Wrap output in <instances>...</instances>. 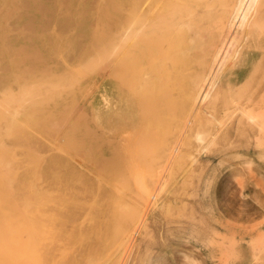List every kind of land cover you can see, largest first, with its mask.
Returning <instances> with one entry per match:
<instances>
[{
	"label": "rangeland",
	"instance_id": "rangeland-1",
	"mask_svg": "<svg viewBox=\"0 0 264 264\" xmlns=\"http://www.w3.org/2000/svg\"><path fill=\"white\" fill-rule=\"evenodd\" d=\"M232 1V14L229 12L225 27L214 40L216 57H211L198 80L195 96L180 99L184 107L175 109L174 116L185 114L174 117L176 121L167 126L169 132L174 131L163 135L170 140L166 149L162 140L146 143L153 145L162 159L160 166L155 164L151 175H158L149 176L150 180L155 177L154 182L149 180L151 187L142 199L133 193L135 185L130 191L113 189L125 177L115 176L104 183L100 178V167L123 153L126 140H133L139 130L135 107L125 106L116 91L111 52L103 58L95 46L98 16L107 1L0 0V45H4L0 46V108L7 107L3 109L12 116V125L19 126L12 127L8 137L2 127L9 118L0 119L1 142L10 149L5 148L3 154L13 160L4 161L11 167H7L10 173L18 171L13 174L14 183L35 179L37 188L54 199L63 196V210L55 212L66 233L53 240L52 248L58 255L71 245L67 264H264V0L251 5L249 0L242 4ZM97 55L102 56V63L93 64V69L87 60H95ZM11 58L41 78L40 84L58 86L56 94L33 105V111L41 114L34 111L32 116L48 118L45 124L40 123L42 127L20 115L29 105L16 98L33 80L28 75L14 80ZM84 62L90 67L79 64ZM84 66L92 69L88 72ZM15 99L19 101L16 105ZM63 100H70L68 111L74 107L69 118L68 111L57 113ZM128 111L131 119L127 121L122 113ZM114 112L121 113L119 119H113ZM79 115L90 127H86L87 136L81 137L84 142L67 128ZM52 120H57V125ZM43 125L48 127L44 130ZM164 132L169 133L167 128ZM21 138L26 142H20ZM75 139L77 146L75 142L71 145ZM29 156L39 161H29ZM127 158L130 166L138 169L129 153ZM118 194L133 200L135 210L129 228L118 232L112 241L103 231L107 208L98 210L96 216L97 209L91 205L97 202L101 208L110 195L116 198ZM44 213L48 215V209ZM40 222L44 224L41 229L48 231V220L43 216ZM76 227L78 238L68 243ZM44 246L48 250V239Z\"/></svg>",
	"mask_w": 264,
	"mask_h": 264
},
{
	"label": "bare ground",
	"instance_id": "bare-ground-1",
	"mask_svg": "<svg viewBox=\"0 0 264 264\" xmlns=\"http://www.w3.org/2000/svg\"><path fill=\"white\" fill-rule=\"evenodd\" d=\"M106 1H107L106 4H104L103 8L101 9L102 10V12H100L101 16L100 15L98 16L100 18L98 20L97 30L95 28L96 30L94 34L95 42H96L95 46L98 47V53L100 55L102 54L103 58L105 53L107 54L108 52H111L116 65V71L113 73L115 78L116 91L120 95H122V98L124 99L125 102L124 103L125 106L135 107L137 111V123L139 124L138 125L139 128L137 129L139 130L138 133H136L137 135H135V138L133 139L134 141L131 140L128 143L126 140L125 143L126 145H124L123 147V153L118 154L117 156L114 155L115 157L113 156V158H111L109 161H106L107 163H105L104 165H102V167H100L101 168L100 178L102 181L103 180L106 181L107 179L115 178V176L118 177L119 175H121L125 178H122L121 182L118 181L119 183L117 182L118 184L113 189L118 190L119 188H123L125 190L130 191L133 190L135 185L136 188L134 189L136 190L133 193H135L137 198L141 197L142 199H145L146 198L145 191L151 187L149 185V182L152 179L150 180L149 176L154 171V169H156L154 168L155 164L158 163L159 159H162L160 158L159 153L156 154L157 150L156 151L153 150L152 148L153 145L149 147L150 146L149 144L150 143L152 144L154 142H160V140H162L161 144L163 143L166 144L164 145V148L166 149L165 146L168 145L167 142L169 139L165 137L168 134L171 135L174 131L171 130L172 132L171 131L169 132V127L167 126H169L171 122L176 121L175 118L178 119L181 115L183 116V114H185L184 112L183 114L180 113L181 115H179V113H176L178 114V117L174 116V113L177 109L181 111V108L184 107L181 106L184 103L180 102V99L181 101H183L182 99H184L185 96H190V97L195 96L198 87L197 85L199 84L198 80L200 79L201 75H203L204 70L209 65L211 61V57L212 58L216 57L217 51L214 52L213 49H214V40L216 38L217 32L220 33L223 30L222 27L223 28L225 27L224 25L227 22V15L229 14V12L230 15L232 14L231 10L234 6H232L233 5L232 0H106ZM237 1L239 4H242L243 0H237ZM255 2L256 0H249L250 5L254 4ZM0 27H2V25ZM220 29L221 31H219ZM0 46L4 47L3 44H1ZM92 54L93 53H91V56ZM100 55H97L95 60H93V58L90 60L86 59L87 62L91 63L90 64L91 67L93 64L99 66L100 63H102L101 62L102 56L100 58L99 57ZM85 58H83V60ZM87 58L89 59V57ZM99 58L101 60H99ZM21 60L23 59L21 58ZM94 61L95 62L97 61V63H94ZM98 61L100 62L99 64ZM85 62L79 64H82V66L83 65L87 66V63L85 64ZM10 63L13 66L12 68L14 74L12 73L13 74L12 78L14 80L24 75H28L29 77H32L33 80L31 84H28L24 88L22 87L23 89L19 93V94L22 93L21 97L16 98L17 100L19 99L21 100L20 102L21 104L23 101H26L28 102L29 105V106L27 105L28 107L25 108L22 114L20 115L24 116V118L27 119V122L34 123V125L36 126L38 124L40 125V123L45 124V121L46 119L48 120V118L45 119L44 117H34V115L32 116V114L35 111V110L33 111V108L34 109L36 108L33 105L35 104V101H46L47 96H49V94L50 95L56 94L58 87V86L56 87L57 84L56 85L53 84L52 86L50 84L51 87L48 84L47 86H45L46 84L45 85L40 84L39 80H41V78L39 79V77L35 76L33 73H30V71H28L27 69H25V67L20 65L17 59L11 58ZM85 66L83 67V69L85 68L88 72L89 70L92 69V68L87 69L90 67L89 64H88L89 67L87 66L86 68ZM94 68L95 67L93 65V69ZM47 73L48 72L46 71V74ZM73 77H75V75ZM6 85L8 86L9 84ZM62 86L63 85L61 84L60 87ZM69 86L67 84L68 88ZM62 89L65 88L62 87ZM72 91L74 93V88ZM8 93L6 94V97ZM85 94H86V90H85ZM190 97H188L189 101L193 99ZM10 99L13 100L12 98ZM17 100L15 102V105L17 102H19ZM69 101L67 100L60 104V107L57 110L58 114L64 115L68 111ZM76 102L78 101L76 100ZM15 105L13 104L12 106ZM3 108H0V119L3 117H7L9 118V120L2 127V128L5 127L4 129L7 130V133L5 132L4 129H2L3 130L2 132L3 134H8L7 136L9 137L10 132L14 131L12 127L14 128L15 126L18 125L17 123L15 124V126L12 125L14 121L12 120L13 119L12 116L6 114L5 110H7V107L6 109L4 108L5 110ZM14 108H12V110H14L13 114L11 110V114L13 116L15 113ZM73 108L74 107H72L71 109ZM43 109L44 108H42L40 111H43ZM71 109L68 111L66 118L68 117L69 112L72 113ZM77 112H79V110ZM35 113L36 115L41 114V112L37 114L36 111ZM71 113L70 115H72ZM169 113H172L171 114L173 115L172 118L169 115ZM122 114H125V119L127 121L131 119L130 118L131 113H129V111L127 113L124 112ZM48 115H53V114L49 113ZM48 115L46 113V116ZM120 116L121 113L118 112H114V114L112 115L113 119H119ZM17 119L20 120L21 118H17ZM54 120H52V122L56 124L57 120L56 121ZM20 121L22 124H24L22 119ZM16 122L19 121L16 120ZM84 122L79 115L67 127L68 131L70 130L78 133L77 138H79L80 140L81 137L85 135L86 127H88L87 125L84 124ZM177 122L179 123V121ZM49 123L50 121L48 122V124ZM51 125L52 123H50V126ZM40 126L42 127V124ZM44 126L45 125H43V129L45 130L46 126L45 127ZM10 128L12 131L10 130ZM166 128L168 129L169 133H165V132L162 133V131H166ZM91 129L95 130V128H91ZM52 132L54 131L52 130ZM18 133H19V129H18ZM43 133L45 132L43 131ZM23 134H25V131ZM16 135L19 136L21 134H16ZM26 135L27 133L25 134V136ZM69 137L67 136L66 139H69ZM128 137H130V134ZM74 138H76V136ZM3 139L0 140V264H67V254L70 250L71 245L68 244L67 247L65 246L61 251V253L58 255L57 254L55 255L53 253V248H52L53 240L56 237H58L60 234L66 233V231L62 226V221L55 212L56 210H63V205H62L63 196L62 197L59 196V198L54 199L53 196L49 195L48 192H45L44 190L37 188V186L33 182L35 179L33 181L30 180L26 183L24 182L21 185L14 183V181H16L15 180L16 177H14V175L15 172L18 173V171H15L13 175L12 173H10L11 171L8 170L11 167L9 168L8 166L9 164L7 163L10 162L11 160L9 159L10 156L7 157L5 153L3 154L5 148H8L6 145L5 146L3 145L2 143ZM22 139L23 138H21V140ZM76 139L73 140V143H71V145L74 144V142L76 143ZM21 140L20 142H26L24 139L23 141ZM17 141L20 144L19 140ZM81 141L84 142L83 140ZM146 143H149L148 144L149 146L146 145ZM77 144L78 143H76L75 145L77 146ZM79 144H83V143L79 142ZM71 145L69 148H71ZM66 146L68 147V145ZM168 147L167 149L169 150L170 148ZM59 148L62 151L64 150L60 146ZM8 150L10 151L9 148ZM164 151L167 152V150ZM127 153L131 155V159L133 158L132 164L136 166L138 169L132 168L131 167L132 165L130 166L129 164L130 160H128L127 158ZM125 156L127 160L125 159ZM169 157L170 155L168 156V158ZM4 158L5 161H8L7 163H5ZM36 158L34 156H29L28 160L33 162L34 161L36 162V160L39 161V159ZM166 158L165 160H168ZM40 161H42V159ZM4 164L6 165L3 167ZM160 164L161 162L158 163L157 166H160ZM154 173L157 174L156 172ZM154 173L152 174L153 176H155ZM38 174L40 176V173ZM154 178L155 177H153V180ZM17 181H19V179ZM112 185H114V183H112ZM58 194L60 195L61 193ZM55 197H57V194ZM141 202L144 203V200H141ZM96 203L94 202L93 205H91L92 203L90 204L91 207L97 209L96 212L93 213L96 216L98 215L97 212L98 210L100 211L101 209L102 211L103 207L107 208V212L104 213L108 214V218L104 222L103 231L106 233L109 239H112V241H114V237L118 232H123L127 228H129V222L131 221L130 219L132 216L134 217L133 211L135 210V205L133 203V200L131 202L126 199V195L121 196V194H118L116 198L114 195L112 196L110 195L104 201V205L101 206V208H99L98 205H96ZM47 209H48V215L44 213ZM43 216L48 220V231L46 230L44 231L41 229V226L44 225L40 222ZM79 232L80 230H78L76 227L73 233L69 235L68 243H71V241L76 240L78 238ZM47 239H48V250L45 246L43 247V244L45 243V241H47Z\"/></svg>",
	"mask_w": 264,
	"mask_h": 264
}]
</instances>
